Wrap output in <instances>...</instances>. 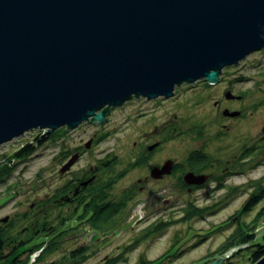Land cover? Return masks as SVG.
I'll list each match as a JSON object with an SVG mask.
<instances>
[{"label": "rangeland", "instance_id": "rangeland-1", "mask_svg": "<svg viewBox=\"0 0 264 264\" xmlns=\"http://www.w3.org/2000/svg\"><path fill=\"white\" fill-rule=\"evenodd\" d=\"M220 77L222 83L210 89L202 82L192 84V90L188 86L176 87L175 98L159 107L135 100L110 112L102 124L84 122L73 130L60 128L27 156L16 153L25 144H33L39 133L45 134L44 130L25 132L1 145L0 219L14 217L9 234L28 238L29 232L24 228L30 222L59 225L62 217L72 213L74 205L68 208L52 202L51 195L59 193L71 178L97 167L98 159H109V166L102 167L98 174L101 178L91 187V196L97 195V210L103 208L105 212L107 205L101 207L105 200L112 203V213L104 219L114 222L98 231L87 220L70 221V229L66 227L52 241L50 236H37L34 249L61 252L84 247L81 264H200L229 256L232 250L218 253L225 242L229 245L264 226V216H258L264 207V49L237 65L225 67ZM227 85L235 93L245 95L241 103L244 114L238 119L224 118L212 104V96L218 98L217 94ZM163 127L165 157L184 162L199 152L209 160L207 171L214 175L225 167L240 169V173L196 191L186 190L171 177L164 181L165 186L160 185L162 188L155 190V185H151L153 192L147 187L139 193L141 185L137 179L145 172L131 169L137 153L133 143L146 144L156 136V129ZM94 136H102L101 141L83 147ZM78 147H83V157L71 166L69 175L63 176L66 172L60 170L65 153ZM112 181L114 186L108 194L101 185ZM258 190L260 202L240 215L239 211ZM245 246L238 243L228 249ZM59 252L50 259H57ZM249 253L233 252L230 261L250 264ZM166 254L161 261L150 263Z\"/></svg>", "mask_w": 264, "mask_h": 264}, {"label": "water", "instance_id": "water-1", "mask_svg": "<svg viewBox=\"0 0 264 264\" xmlns=\"http://www.w3.org/2000/svg\"><path fill=\"white\" fill-rule=\"evenodd\" d=\"M262 49L264 0H0V146L32 130L102 124L132 98L217 84Z\"/></svg>", "mask_w": 264, "mask_h": 264}, {"label": "flooded vegetation", "instance_id": "flooded-vegetation-1", "mask_svg": "<svg viewBox=\"0 0 264 264\" xmlns=\"http://www.w3.org/2000/svg\"><path fill=\"white\" fill-rule=\"evenodd\" d=\"M197 82H202L203 86L207 89H210L209 87L212 88L214 85H218L222 83V77H220V80L218 84L211 85L208 82L204 80H199ZM188 86L190 90L191 88H194V85H182ZM180 86V88H182ZM179 88H177L178 90ZM177 91H174V95L170 98H164V97H157L155 99H147L145 97H138V98H132L129 100V102H133L135 100H141V102L145 104H150L153 107H159V105L163 104L164 102L168 101L169 99L175 98V93ZM219 97L214 98L212 96L213 102L212 104L214 107L217 109L218 112H221L224 118L227 119H238L242 117L244 114L243 112V106L242 102L245 100V95L243 93H235L230 86L224 87L221 91L220 94H217ZM127 101V103H129ZM126 104V103H125ZM122 107V106H121ZM116 107L110 110V112H113L116 110ZM109 112V113H110ZM108 113V114H109ZM230 113H237V115L231 116ZM108 115L106 116V120ZM87 123V122H85ZM87 124H96L94 122H88ZM156 136L148 141L146 144H138L136 142L133 143L134 149L136 148L137 153L134 155L132 161H131V169H144L145 174L142 178L137 179V184L141 185H135L139 186L138 191L139 193H142L145 191L147 187H149L147 190H150L151 185H155L156 189L158 190L162 188L165 180L170 179L171 177L176 178L178 185L185 187L186 190L192 191L200 188L206 187L209 183H214V184H219L221 181L225 182L229 178V176L232 174H238L240 173V169H229L228 167H225V169L220 172L219 174L214 175L213 172L207 171V167L204 166V163L206 160L203 159V155L199 152L196 153L198 154L197 156L193 155L192 157H189V160L187 161H182L178 162L176 160H173L171 158L165 157L163 152V148L165 145V132H164V127L163 129H156L155 133ZM102 136H98L96 138L95 136L88 141V145L91 144V142H99L101 141ZM87 144H84L83 147H86ZM83 147H78V149H75V151H68L65 153V160L63 163L65 164L72 156H77L76 162L80 160L85 151ZM197 151V150H196ZM76 153V154H75ZM108 154V153H107ZM106 154V155H107ZM99 161V166L95 167L92 170H85L82 172L80 177H75L71 178L69 181H67L65 184H63L62 189L59 191V193L55 194L53 193L51 195V200L52 202L62 204V205H68L67 207L69 208L71 205H74L73 208L71 209V214L66 215L65 217H62L66 219V222L70 221H76V222H81L84 220H87L88 218L91 217V214L88 215L85 219H79V216L84 213L86 204H88L90 201L95 198L96 196H91V187L92 185L99 181L101 178L100 171L103 166L107 168L110 164L109 159H106V161L98 159ZM167 161H172L171 165V171L170 173L167 174H162L158 177H153L151 174L152 170L154 168L161 169L164 164ZM75 162V163H76ZM75 163L72 165V167L75 165ZM72 167H69V171H65L66 174L63 176L69 175L72 172ZM101 167V168H100ZM99 169V170H98ZM188 173H192L195 176H200L206 175V179L202 183H187L185 181V176ZM194 177H191V179H194ZM102 181V180H101ZM163 186H160L162 185ZM110 187H107V186ZM114 186L113 181L109 183H105L101 185L102 190H106L109 194V190L112 191ZM153 192V189H151ZM150 192V191H149ZM155 192V191H154ZM105 193V191H104ZM112 193V192H111ZM107 195V194H106ZM99 196V194H98ZM109 196V195H107ZM110 203L109 201L104 202V204L101 205V207L105 206L106 204ZM72 216V217H71ZM71 217V219H70ZM68 219V220H67ZM14 217H4L0 219V228L3 229L4 231L8 232V234L11 232V228L14 227L12 225H8L5 227V224H7L9 221L13 222ZM67 223V227L70 229L69 225ZM76 227V226H75ZM75 227H71L72 229ZM12 235V234H11ZM13 236V235H12ZM14 243L11 245L7 246L6 248L0 249V264H81L80 260L84 253L86 252L85 249H63V251H51V249H31L33 247V235L30 236V242L28 244H20L23 240L19 237L13 236ZM27 240V239H26ZM38 243V242H36ZM58 253L57 259H50L53 254ZM11 261V262H9Z\"/></svg>", "mask_w": 264, "mask_h": 264}, {"label": "trees", "instance_id": "trees-1", "mask_svg": "<svg viewBox=\"0 0 264 264\" xmlns=\"http://www.w3.org/2000/svg\"><path fill=\"white\" fill-rule=\"evenodd\" d=\"M54 133H56V131ZM54 133L47 135V136H46V134L39 133L38 136H36L34 138L33 144L32 143L25 144L24 146H22V148H20V150L16 153V155L21 154V155L27 156V155L34 153L36 151V149L38 148V146H41L43 143H45L48 140V138L51 139V136ZM204 158H205V156L203 157V159ZM207 161H209V160L205 161V163H204L205 167L208 166V164H206ZM92 187H93V185H92ZM107 187H110V186H107ZM260 200H261V195H260V191L258 190L251 195V197L249 198L247 203L244 205L242 210L239 211L240 215L248 213L253 207H255L260 202ZM106 205L107 206L104 207V209H106L105 212H103V208L101 211H100V209L97 210L96 200H95V198H93L92 201H90L88 204H86V206H88V207L85 208L84 213L79 216V219H85L86 217H88L89 214H91V217L88 218L87 221H89V223L91 222L92 224H94L95 229H97L98 231L105 226L111 225L114 222V219L113 220H111L110 218L104 219V217H106L112 213V210H110L112 203H108ZM118 206H119V204H118ZM107 211H108V213H106ZM258 216L263 218L264 207H262L261 210H259ZM71 217H70V219H71ZM65 220L66 219L62 218L58 223L59 225H57V226H52L50 223H45V224L40 223V225H38L35 222H33V224H31V222H30L29 225L26 228H24V231L29 232V234L27 235L28 238H26L27 240L22 239L23 241L20 244H23V245L28 244L30 242V239H31L30 236L31 235H33V247L31 249H34V246H36L38 244V243H35L36 242L35 240H37L36 237L39 235L50 236L49 239L53 240L60 233H63V232H65V230H67L66 225L68 222H66ZM13 222H14V220H13ZM13 222L9 221L7 224H5V227L8 225L14 224ZM91 223H90V225H91ZM60 229H61V232L59 231ZM257 233H254L255 235L254 234H245L244 236H240V239L236 240L237 243L231 242L229 245H227V243L225 242V245H223L222 247H220L218 249L219 255L224 254L226 251L232 250V252L229 256L224 258V262L222 264H234L232 261H230V257L233 256V254H232L233 252H237L239 250H249L250 251V253L248 254V259L250 260V264H254L258 260H260L264 256V226L259 227L257 230ZM13 238L14 237L11 234H8V232H6V230L4 231V228L3 229L0 228V249L6 248L7 246L14 243ZM238 243L239 244L240 243L247 244V246L243 247L242 249H239V248L238 249H228L231 246H233V244H238ZM76 249H83L84 250L85 248L81 247V248H76ZM165 256H167V254L162 256V257H158L157 259H155L153 261H150V263L159 262ZM213 260H205L204 262H202L200 264H208L209 261L211 262ZM9 262H11V261H9ZM23 264H25V263H23Z\"/></svg>", "mask_w": 264, "mask_h": 264}]
</instances>
